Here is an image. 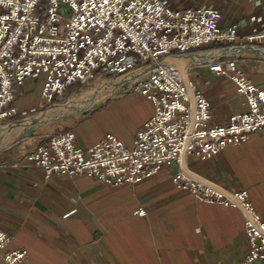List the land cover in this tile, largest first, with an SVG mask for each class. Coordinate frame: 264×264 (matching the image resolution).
<instances>
[{"label": "built area", "instance_id": "2783aa9c", "mask_svg": "<svg viewBox=\"0 0 264 264\" xmlns=\"http://www.w3.org/2000/svg\"><path fill=\"white\" fill-rule=\"evenodd\" d=\"M221 18L215 7L180 9L169 0H0V125L19 115L13 101L33 74H45L41 95L51 104L74 83L144 71L122 80L154 106L132 147L112 133L84 147L74 130H65L29 151L28 163L46 177L61 172L121 184L138 183L175 162L178 187L198 200L242 211L249 246L239 264L264 263V219L247 190L228 189L186 164L189 154L208 158L245 140L251 131H264V88L244 75L236 56L194 62L228 74L247 98V110L216 123L211 100L188 74L191 63L165 59L211 43L264 46V29L242 34L236 24L223 26ZM9 241L0 224V256L6 264L23 261L27 250H8Z\"/></svg>", "mask_w": 264, "mask_h": 264}, {"label": "crops", "instance_id": "0c3cea01", "mask_svg": "<svg viewBox=\"0 0 264 264\" xmlns=\"http://www.w3.org/2000/svg\"><path fill=\"white\" fill-rule=\"evenodd\" d=\"M169 2L180 9L215 7L222 13L221 24H236L242 34L264 29V0ZM214 46L211 43L200 49ZM234 56L244 75L264 88V56L244 51ZM189 63L190 78L212 102L214 122H225L232 113L248 109L246 96L228 74L213 71L207 64ZM29 77L19 96L26 93ZM42 84L39 96L43 99ZM108 96H131L133 103L138 97L145 101L144 117L129 134L107 131L91 135L79 126L80 115L68 117L64 129L54 132L29 122L13 124L41 110L46 102L0 125V224L10 236L6 249H26L28 253L16 264H239L249 246L242 211L198 200L190 190L178 187L173 180L175 162L138 183L121 184L61 172L46 177L41 168L28 163L29 151L49 135L65 130H74L84 147L107 133L132 147L137 131L154 113L153 103L140 91L115 88L90 100V107ZM186 164L199 176L228 189H246L264 219L263 130L249 132L245 140L228 144L208 158L189 154ZM0 264H6L1 256Z\"/></svg>", "mask_w": 264, "mask_h": 264}, {"label": "rangeland", "instance_id": "374dc122", "mask_svg": "<svg viewBox=\"0 0 264 264\" xmlns=\"http://www.w3.org/2000/svg\"><path fill=\"white\" fill-rule=\"evenodd\" d=\"M165 59L168 60V58ZM44 78L45 74L40 72L33 74L27 79L28 82L26 86V93L17 97L13 101V104L17 108L19 115L23 114L24 110L30 111L32 110L33 106L36 107L41 105L42 102H45V100L39 96V87L42 84ZM110 80L111 79H106L104 82H102L100 79H94L88 85L81 84L79 82L74 83L68 90L69 92H66L61 100L67 101L70 98L76 97L96 88L100 84H106ZM129 84L130 82L122 83L121 81L120 84L115 88H117V91L132 90ZM115 88H111L110 90ZM130 97L131 96H128L127 98H118L108 96L103 100V102H99L93 107H90V101L78 104L70 110L50 112L40 119H35L34 121L29 122V125H42L44 127H48L54 132L58 129H64L67 119H69L68 117L72 115H80V119H82V121L79 122V126L82 125L83 128H86L87 131L91 133V135H97L107 131L119 134H129L140 123L144 117L146 109L144 106L145 101L142 100V97L136 98L134 103L130 102ZM136 102V106H131L132 104H136ZM45 105V107H42V109L46 108L49 103ZM105 136L106 134L103 136V138Z\"/></svg>", "mask_w": 264, "mask_h": 264}, {"label": "water", "instance_id": "95a60500", "mask_svg": "<svg viewBox=\"0 0 264 264\" xmlns=\"http://www.w3.org/2000/svg\"><path fill=\"white\" fill-rule=\"evenodd\" d=\"M242 51L246 52L247 54H251V55L264 56V53H263L264 46L259 45V44L243 43V44L214 46V47H210L206 49H197V50H192L186 53H177V54L168 55L165 58L180 59V60H185L188 62H202V61H207V60H218V59H223L225 57L234 56L235 54L242 52ZM143 72L144 71L128 72L120 77H115L111 79L108 83L100 84L96 88L86 93L80 94L76 97L70 98L67 101L53 102L49 104L46 108L40 111L28 113L22 116L20 119L14 120L13 124H25L26 122H30L28 121L29 118H33V121H34L35 119H40L41 117L45 116L46 114L50 112L60 111V110H70L75 105L86 103L93 99H98L104 96L111 88H115L117 85H119L120 82L124 78L138 77L142 75ZM94 90H96V92Z\"/></svg>", "mask_w": 264, "mask_h": 264}, {"label": "bare ground", "instance_id": "6f19581e", "mask_svg": "<svg viewBox=\"0 0 264 264\" xmlns=\"http://www.w3.org/2000/svg\"><path fill=\"white\" fill-rule=\"evenodd\" d=\"M95 92H96V90H95ZM28 121H30V122H31V121H33V118H29V120H28Z\"/></svg>", "mask_w": 264, "mask_h": 264}, {"label": "trees", "instance_id": "16d2710c", "mask_svg": "<svg viewBox=\"0 0 264 264\" xmlns=\"http://www.w3.org/2000/svg\"><path fill=\"white\" fill-rule=\"evenodd\" d=\"M215 45H219V44H215ZM67 92H69V91H67ZM45 106H46V105H45ZM45 106H44V107H45Z\"/></svg>", "mask_w": 264, "mask_h": 264}]
</instances>
